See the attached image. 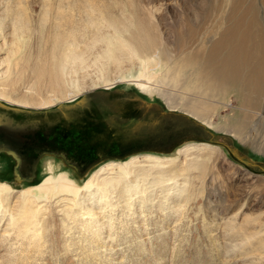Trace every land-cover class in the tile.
Listing matches in <instances>:
<instances>
[{"label":"rangeland","instance_id":"rangeland-1","mask_svg":"<svg viewBox=\"0 0 264 264\" xmlns=\"http://www.w3.org/2000/svg\"><path fill=\"white\" fill-rule=\"evenodd\" d=\"M203 1L209 3L212 0H0V13L5 4L8 6L9 14L15 8L22 11L24 16L30 17L32 28L39 29L40 41L50 37L54 32L65 34L75 29V26L78 29L81 20L75 14L80 13L79 10H82V7L87 8L83 9L86 12L93 8L94 15L108 22L116 23L117 21L116 24L132 21L140 25L144 22L142 24L146 28L144 33L148 31V36L156 39L154 55L159 58L149 66L153 69L162 60L163 55L158 52L166 51L172 58L187 47L194 49L204 38L202 32L205 29L207 32L219 25V16L226 11L223 8L225 4L223 0H214L215 2L209 3L213 7L219 2L216 7L219 6L218 11H222L214 15L218 17L217 21L213 16L212 24L210 22L212 28L195 23L196 11L194 7L192 9V6L201 4ZM73 16L76 20L69 23V18ZM214 22L218 24L215 25ZM58 24H62L61 29L54 28V25L57 27ZM25 30L28 32L27 35H31L28 27ZM76 30L72 33L74 34ZM189 30H192L189 34H193L192 39L194 38L192 43L190 39L184 38ZM32 36L36 38L37 33H32ZM29 43L32 44L31 46L34 45L33 40ZM36 48L37 45H34L31 50L36 51ZM86 57L91 60L92 56ZM92 62H88L90 64L87 70L83 71L84 73L81 71L79 73L81 80L85 77L87 85H90L100 73L97 64ZM138 66V61L127 60L121 63L120 70L110 65L109 75L111 78L114 76L112 79H115L113 86L106 89L107 87L100 85L76 98L105 90L130 92L136 98L135 106L142 108V104H149L146 110L150 111V118L155 117L157 123L153 131H159V133L152 137L154 142H141L137 149L129 154L118 158L107 156L103 159L95 158L93 154L87 152L89 150L81 151L78 155L77 153L66 154L67 148L62 150L60 143L63 144L66 141L69 152H72L68 145L70 142L65 140V136L60 135L59 131L65 132L68 128L65 124L68 125V123L63 121L56 124L52 118L57 117L55 115L57 108L69 106L73 101L64 100L59 103L60 101L57 100L53 106L44 109L18 105L17 101L20 97L29 96L34 92L44 98L48 97L47 95L51 97L52 94L45 86H33L30 75L27 77L29 74L27 70L16 75L15 72H11L6 81L9 82L7 86H0V90L13 98L9 99L11 103L7 102L9 101L7 99L0 100V116H5L10 122L3 130L16 128L15 130L20 132L18 135L22 138V143H19L21 148L30 145L36 149L37 154L31 161L33 163L31 169L26 175L20 177L16 171L15 159L5 148L6 144L3 140L6 132L0 130V182H6L15 191L35 186L45 177L44 165L50 161L52 166H55V174L70 172L71 179L82 185L81 183L91 172L110 161H125L132 156L143 154L167 156L187 142L212 144L220 149L211 151V154L197 153L199 156L193 157V160L202 165L189 173L179 175L177 184L173 188L175 192H171L172 196L156 188L152 194V202L143 207L142 211L134 210L136 212L134 215H128L127 208L117 207L116 211L108 212L113 218L112 229L114 230L111 235L114 238L107 239L109 230L106 226H103L101 234L99 233L100 237L94 238L95 228L90 230L81 227L82 219L87 218L81 216L78 220L77 218L72 220L73 222L68 220L63 222L64 226L70 227V230L66 232L61 225L62 222L59 223L64 221V214L61 211L64 205L55 204V202L47 209V216L43 222V230H47L45 232L47 235L42 231L43 236L40 239L18 236L7 226V218H4L0 222V264H264V246L259 245V241L264 240V123H261L263 126L258 131L252 133L256 143L259 146L261 144L260 147L246 143L247 140L242 137L220 131L221 129L214 127H218L220 121L234 116L238 107L231 98L227 101L216 99L212 101L217 102L219 109L211 119L214 127L208 128L199 121L190 119L185 113L169 110L157 96L149 97L141 93L128 82L129 80L116 79L119 77L117 76L119 71L136 73ZM186 96L188 97L189 94ZM54 134L60 138L54 137ZM113 149H115L113 146L106 147L102 149V152L107 153ZM181 160L175 165H181ZM77 170L80 174L76 172ZM166 177L175 176L168 174ZM180 190H183L181 197L177 193ZM17 194L18 192L14 195ZM13 200L10 203L11 210L16 206ZM102 215L100 213L96 218L102 221ZM51 219L52 221H49ZM76 223L81 226H75ZM65 232L68 235L64 236ZM38 242L40 245L43 244L42 247L37 244ZM35 245L39 249H36Z\"/></svg>","mask_w":264,"mask_h":264},{"label":"bare ground","instance_id":"bare-ground-1","mask_svg":"<svg viewBox=\"0 0 264 264\" xmlns=\"http://www.w3.org/2000/svg\"><path fill=\"white\" fill-rule=\"evenodd\" d=\"M212 1L210 2L213 3ZM223 2L226 11L225 14L220 13L219 25L214 26L215 28H212L211 24L213 16L221 11H218L219 6L216 7L219 2L216 6L213 4V7L204 1L192 6L196 11L195 23L202 24V27L207 25L212 29L207 32L205 29L206 33L201 30L204 38L198 44L195 42L197 45L194 49L187 47L172 58L166 51L158 52L163 55L162 60L153 69L149 66L159 58L154 55L156 39L150 38L148 31L144 33L146 28L142 25L144 23L142 20L140 22L143 23L140 25L132 21L116 24L117 21L108 22L94 15L93 8L86 12L83 9L87 8L82 7L83 11L80 9V13L75 11L77 13L75 15L81 21L78 29L77 26L73 28L77 29L74 34L64 20L62 21L64 25L72 31H64L65 34L54 32L50 37L40 41L39 29L32 28L30 17L24 16L17 8L9 14L8 6L5 4L0 13V86H7L9 82L6 81L11 72H15L16 75L27 70L29 72L27 77L30 75L33 86H45L52 96L39 97L40 95L34 92L17 99L19 103L15 102L28 108L44 109L53 106L57 100L59 103L64 100L72 102L100 85L109 89L115 84V79H112L114 76L111 78L109 75L110 65L120 70L119 67L124 60L138 61L136 73L119 71L117 73L119 77L116 79L129 80L128 82L141 93L149 97L157 96L169 110L185 113L190 119L199 121L208 128L214 127L211 119L219 109L217 102L213 101L216 99L227 101L231 98L238 107L237 113L228 120L220 121L219 126L214 128L234 134L235 137H242L247 140L246 143L258 147L252 133L258 131L263 126L261 123H264V0ZM223 8L221 6V9ZM69 19V23L76 20L74 16ZM56 25L54 28L61 29L62 24L55 27ZM26 27L31 30V35H27ZM191 32L192 30L187 31L184 38L190 39L192 43L194 38L192 39L193 34H189ZM32 33H37V37L32 38ZM32 40L33 44L37 45L36 51L31 50L34 45L31 46L29 42ZM86 56H92L91 60ZM89 61L97 64L100 73L90 85H87L85 77L81 80L79 73L87 70ZM5 99L13 98L0 90V100L6 101ZM217 149L220 147L212 144L187 142L167 156L143 154L132 156L125 161H110L91 172L82 185L71 179L70 172L55 174V166L49 161L44 165L45 177L35 186L15 191L6 182H0V222L7 218V226L18 236L40 239L43 236L42 231L43 233L47 231L43 230L46 211L55 202L64 205V209L61 210L64 221L59 223L62 222L61 225L66 232L70 227L64 226L63 222L66 220L71 222L76 218L78 220L81 216L87 218L82 219L83 225L80 226L90 230L95 228L94 238L99 236L103 226L109 230L107 239L114 238L111 235L114 230L113 218L108 212L123 207L127 208L125 210L129 212L128 215H134L136 213L134 210L142 211L143 207L152 202V194L156 188L170 195L171 192H175L173 188L179 175L189 173L202 165L193 160V157L199 156L197 153L211 154V151ZM208 154L206 156H209ZM179 160L181 165H175ZM168 174L175 177L165 178ZM17 192L18 194L14 195ZM177 193L181 197L183 190ZM11 200L16 205L12 210ZM100 213L103 214L102 221L96 218ZM66 232L64 236L68 235ZM263 242V239L260 240L259 245L264 246Z\"/></svg>","mask_w":264,"mask_h":264},{"label":"flooded vegetation","instance_id":"flooded-vegetation-1","mask_svg":"<svg viewBox=\"0 0 264 264\" xmlns=\"http://www.w3.org/2000/svg\"><path fill=\"white\" fill-rule=\"evenodd\" d=\"M135 99L130 92L105 90L100 93H90L76 99L69 106L57 108L55 111L57 117H53L52 121L54 120L56 124L63 121L68 123L69 126L65 124L68 127L65 132L60 130L59 133L70 142L68 145L72 152H69L66 141L63 142L64 145L60 143L63 147L61 149L67 148L66 154L78 155L81 151L89 150L87 152L98 159L107 156L118 158L137 149L141 142H154L152 137L159 133L153 131L157 123L155 117L150 118V111L146 110L149 104H142V108L137 107L134 104ZM7 124L10 122L6 117L0 116V130H3ZM15 129L3 130L4 133L6 132L3 141L6 144L5 148L15 159L16 171L21 177L33 166L31 161L36 157L37 152L30 145L21 148L19 143H22V138L18 135L20 132ZM54 137L60 138L55 134ZM110 146L115 149L107 153L102 152V149ZM76 172L79 173L78 170Z\"/></svg>","mask_w":264,"mask_h":264},{"label":"water","instance_id":"water-1","mask_svg":"<svg viewBox=\"0 0 264 264\" xmlns=\"http://www.w3.org/2000/svg\"><path fill=\"white\" fill-rule=\"evenodd\" d=\"M244 164V162H242Z\"/></svg>","mask_w":264,"mask_h":264}]
</instances>
